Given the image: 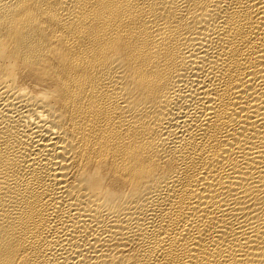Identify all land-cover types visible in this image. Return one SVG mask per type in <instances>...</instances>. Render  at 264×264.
<instances>
[{
    "label": "bare ground",
    "instance_id": "obj_1",
    "mask_svg": "<svg viewBox=\"0 0 264 264\" xmlns=\"http://www.w3.org/2000/svg\"><path fill=\"white\" fill-rule=\"evenodd\" d=\"M0 264H264V0H0Z\"/></svg>",
    "mask_w": 264,
    "mask_h": 264
}]
</instances>
